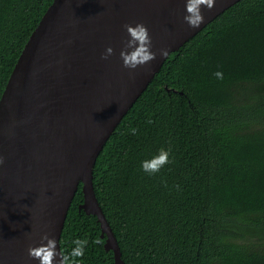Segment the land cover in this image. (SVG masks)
Masks as SVG:
<instances>
[{
	"label": "trees",
	"instance_id": "trees-1",
	"mask_svg": "<svg viewBox=\"0 0 264 264\" xmlns=\"http://www.w3.org/2000/svg\"><path fill=\"white\" fill-rule=\"evenodd\" d=\"M52 1L0 0V96ZM161 150L169 163L145 173ZM92 174L123 264H264V0L235 2L168 55ZM82 201L79 183L62 256L86 239L77 264H114Z\"/></svg>",
	"mask_w": 264,
	"mask_h": 264
},
{
	"label": "water",
	"instance_id": "water-1",
	"mask_svg": "<svg viewBox=\"0 0 264 264\" xmlns=\"http://www.w3.org/2000/svg\"><path fill=\"white\" fill-rule=\"evenodd\" d=\"M130 1L53 0L16 60L0 96V264H38L27 250L42 235L57 241L53 264H61L60 235L79 183V210L96 216L105 250L123 264L95 196L96 158L168 55L239 0L202 7L196 28L183 19L184 0H157L150 11ZM136 23L148 29L156 58L129 69L119 52L124 26Z\"/></svg>",
	"mask_w": 264,
	"mask_h": 264
},
{
	"label": "clouds",
	"instance_id": "clouds-1",
	"mask_svg": "<svg viewBox=\"0 0 264 264\" xmlns=\"http://www.w3.org/2000/svg\"><path fill=\"white\" fill-rule=\"evenodd\" d=\"M215 0H184V21L193 28L199 27L204 20L201 8L211 9ZM125 30L127 33V40L121 48L119 55L124 67L134 69L138 65H144L156 58V53L151 50V37L148 34V29L142 23L135 25L126 24ZM112 48L109 46L105 49V55L112 53ZM160 55H166V49H160ZM217 79L223 78V73L217 70L214 73ZM150 122V121H149ZM133 135L136 134L137 129L132 127L130 129ZM169 163V152L161 150L157 155L151 159L143 160L141 168L149 175L159 172V170ZM179 190L180 185L174 186ZM41 240L45 241L35 247L28 248L29 256L38 259V264H53V257L57 254V241L53 238L42 235ZM74 247L67 255L61 257V264H77V258L83 257L86 239H75L73 241Z\"/></svg>",
	"mask_w": 264,
	"mask_h": 264
},
{
	"label": "bare ground",
	"instance_id": "bare-ground-1",
	"mask_svg": "<svg viewBox=\"0 0 264 264\" xmlns=\"http://www.w3.org/2000/svg\"><path fill=\"white\" fill-rule=\"evenodd\" d=\"M156 1L157 0H139L138 2H136L135 0H131L129 3V6H130V9L131 8H135V9L144 8L146 11H150L148 9V6L155 4ZM159 1L162 2L163 5H166V4H171L173 2H176L177 0H159Z\"/></svg>",
	"mask_w": 264,
	"mask_h": 264
}]
</instances>
